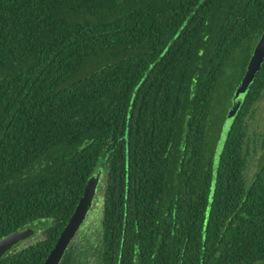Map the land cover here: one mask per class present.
Returning a JSON list of instances; mask_svg holds the SVG:
<instances>
[{"label": "trees", "instance_id": "trees-1", "mask_svg": "<svg viewBox=\"0 0 264 264\" xmlns=\"http://www.w3.org/2000/svg\"><path fill=\"white\" fill-rule=\"evenodd\" d=\"M263 31L264 0H0V239L42 231L0 264H44L98 172L60 264H264V63L215 164Z\"/></svg>", "mask_w": 264, "mask_h": 264}, {"label": "water", "instance_id": "water-1", "mask_svg": "<svg viewBox=\"0 0 264 264\" xmlns=\"http://www.w3.org/2000/svg\"><path fill=\"white\" fill-rule=\"evenodd\" d=\"M264 63V31L257 42L253 54L249 60L247 69L236 87L234 94L232 96L231 107L227 113L225 123L222 127V134L218 142V147L216 150L215 164H218L220 159L221 151L223 149L225 140L227 138L229 129L234 121L235 116L240 110L246 95L251 89L252 83L257 78L262 64ZM101 173L98 172L96 175L92 176L84 188L82 197L77 204V207L70 217L65 228L58 237L55 246L50 251L44 264H60L66 250L69 245L76 237L79 230L82 228L86 222L90 211L94 207V201L97 195V189L100 182ZM35 235V230L31 227H27L21 230H17L8 234L7 236L0 239V260L4 255L10 252L16 245L21 242L27 241L29 238Z\"/></svg>", "mask_w": 264, "mask_h": 264}, {"label": "rangeland", "instance_id": "rangeland-1", "mask_svg": "<svg viewBox=\"0 0 264 264\" xmlns=\"http://www.w3.org/2000/svg\"><path fill=\"white\" fill-rule=\"evenodd\" d=\"M255 108H256L255 114H254L253 118L249 120V126H250L249 131H250V135L252 136V138L253 137L256 138L257 137L256 134H259L260 132H262L264 130V97L255 105ZM256 149H257L256 153L253 152L255 154L253 155L254 160L252 161L251 174H253L255 172V170L257 168V159L262 154L261 145L257 146ZM92 213L93 212L91 211L89 214V217ZM39 225H40V222H36L32 228L35 230L36 228H38ZM41 232L37 236H34L31 240L26 241V243H24V245L34 242L38 238L39 235H42ZM18 245H20V244H18Z\"/></svg>", "mask_w": 264, "mask_h": 264}, {"label": "flooded vegetation", "instance_id": "flooded-vegetation-1", "mask_svg": "<svg viewBox=\"0 0 264 264\" xmlns=\"http://www.w3.org/2000/svg\"><path fill=\"white\" fill-rule=\"evenodd\" d=\"M34 236H36V235H34ZM34 236H33V237H34ZM33 237L29 238L27 241L31 240ZM25 242H26V241H25Z\"/></svg>", "mask_w": 264, "mask_h": 264}]
</instances>
